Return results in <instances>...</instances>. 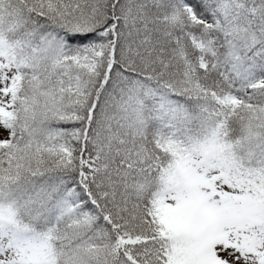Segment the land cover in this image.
I'll return each mask as SVG.
<instances>
[{"label":"snow or ice","instance_id":"obj_1","mask_svg":"<svg viewBox=\"0 0 264 264\" xmlns=\"http://www.w3.org/2000/svg\"><path fill=\"white\" fill-rule=\"evenodd\" d=\"M0 264H264V0H0Z\"/></svg>","mask_w":264,"mask_h":264}]
</instances>
